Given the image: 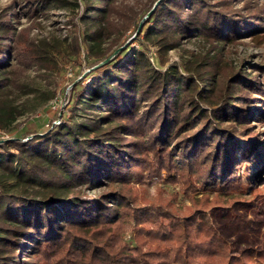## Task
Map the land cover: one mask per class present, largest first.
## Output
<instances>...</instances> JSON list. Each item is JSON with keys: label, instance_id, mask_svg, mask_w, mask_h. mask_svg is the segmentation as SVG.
I'll list each match as a JSON object with an SVG mask.
<instances>
[{"label": "trees", "instance_id": "obj_1", "mask_svg": "<svg viewBox=\"0 0 264 264\" xmlns=\"http://www.w3.org/2000/svg\"><path fill=\"white\" fill-rule=\"evenodd\" d=\"M82 1L72 55L84 52L89 70L69 114L0 142V264H264V199L252 191L264 184V65L248 71L224 51L264 36V0ZM15 2L0 7V128L9 132L53 97L29 70L49 78L61 51L26 39ZM21 2L33 19L73 4ZM130 27L138 48L125 44ZM193 39L210 46L169 65L171 50ZM163 171L180 191L143 194L138 184ZM246 204L254 217L240 211Z\"/></svg>", "mask_w": 264, "mask_h": 264}, {"label": "rangeland", "instance_id": "obj_2", "mask_svg": "<svg viewBox=\"0 0 264 264\" xmlns=\"http://www.w3.org/2000/svg\"><path fill=\"white\" fill-rule=\"evenodd\" d=\"M11 1L14 2L15 0H0V7L7 5ZM68 1H71L73 4L65 7L50 8L47 12L41 13L37 19L32 18L29 10L25 8V2H21V0H16L15 2L20 11L21 25L19 27H23L26 39H34L33 41L37 45L44 39L54 41L55 43H58L61 51L56 53L58 65L49 71V78L44 76V73H39V69L34 65H31L29 70L32 77H37L38 85H41L42 88H49L51 93H53V97L50 100L41 103L36 109H30L22 115L19 121L20 125L15 131L9 132L0 128V142L15 136L21 137L22 140H26L31 137L32 134L28 135L31 131L43 133L47 128L60 124L65 116L69 114L71 105L74 103V88L76 84L81 86L87 82V79H84V76L89 70L87 57L84 52L80 58H76V55H72L75 50L73 35L79 34V31L83 29V25L80 21L82 7L79 9L76 3L81 4L82 6L83 1ZM125 1L127 4H135L137 8H144V3L150 0ZM159 1L160 0H156L154 2L153 8ZM150 12L151 11L148 13ZM143 13L144 11L139 12L137 20L143 15ZM147 16L148 14L144 15L140 21V27ZM134 31L135 29L131 27L127 30L125 44L133 40V37L135 36V34H133ZM124 45L117 49V51L121 50ZM209 46L210 44L202 39H193L181 46L180 49L171 50L169 65L177 64L181 67L191 56L188 51H185V49L203 53ZM138 47V42L132 41L129 49ZM224 51L230 63L234 65L243 64L248 71L253 72L255 66L264 65V36L255 38L252 34H247L246 36H242L239 42L227 44ZM148 53L151 61L154 64H157V47L155 45H150ZM256 129L264 133L263 124H256ZM246 140L247 139L244 141ZM250 167H253V165ZM165 173L166 172L163 171L162 178L155 176L139 183L138 187L141 192L148 196H156L160 192L165 196H175L176 193L180 191L181 186L179 183H166L164 180ZM250 191L249 193H260V198L263 197L262 199H264V184L260 186L257 191ZM89 194L92 196L96 195L93 191L89 192ZM250 196L252 195H246V198H250ZM211 198H214V195H212ZM176 199L184 206L192 204L191 199L183 194H178ZM261 200H258V203H261ZM240 211L248 213L250 216L254 217L253 207L250 205H241ZM135 232L136 229L134 228L126 231L124 234L125 239L132 242V237ZM20 246H23V243H21Z\"/></svg>", "mask_w": 264, "mask_h": 264}, {"label": "water", "instance_id": "obj_3", "mask_svg": "<svg viewBox=\"0 0 264 264\" xmlns=\"http://www.w3.org/2000/svg\"><path fill=\"white\" fill-rule=\"evenodd\" d=\"M140 29V26H139V28H138V30Z\"/></svg>", "mask_w": 264, "mask_h": 264}]
</instances>
